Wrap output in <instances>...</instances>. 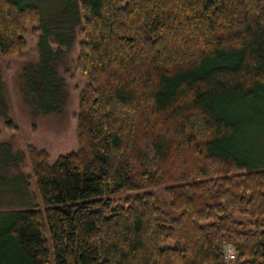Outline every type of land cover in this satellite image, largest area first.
Returning <instances> with one entry per match:
<instances>
[{
    "label": "trees",
    "instance_id": "1",
    "mask_svg": "<svg viewBox=\"0 0 264 264\" xmlns=\"http://www.w3.org/2000/svg\"><path fill=\"white\" fill-rule=\"evenodd\" d=\"M29 29L34 114L76 42L86 84L77 149L0 140V264H264V0H0V58Z\"/></svg>",
    "mask_w": 264,
    "mask_h": 264
},
{
    "label": "rangeland",
    "instance_id": "2",
    "mask_svg": "<svg viewBox=\"0 0 264 264\" xmlns=\"http://www.w3.org/2000/svg\"><path fill=\"white\" fill-rule=\"evenodd\" d=\"M53 1V0H52ZM52 4V3H51ZM55 4V3H54ZM52 7L48 11H55ZM83 34L78 33V40ZM28 46L24 55L17 54L0 58L1 99H0V140L12 142L16 149L25 148L27 143L44 148L50 153V162L58 155L78 147L77 112L79 91L86 84L85 77L76 67L79 53L78 42L73 47H65V55L59 64L61 75L66 79L67 100L60 112L34 114L21 91L22 72L25 65L39 59L37 35L29 29ZM1 173L13 175L22 173L33 188L29 163L24 161L19 167L2 169ZM8 175V176H10ZM35 187V186H34Z\"/></svg>",
    "mask_w": 264,
    "mask_h": 264
},
{
    "label": "built area",
    "instance_id": "3",
    "mask_svg": "<svg viewBox=\"0 0 264 264\" xmlns=\"http://www.w3.org/2000/svg\"><path fill=\"white\" fill-rule=\"evenodd\" d=\"M235 257V251H234V247L232 244H228L227 245V258L228 259H233Z\"/></svg>",
    "mask_w": 264,
    "mask_h": 264
}]
</instances>
